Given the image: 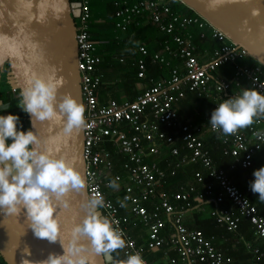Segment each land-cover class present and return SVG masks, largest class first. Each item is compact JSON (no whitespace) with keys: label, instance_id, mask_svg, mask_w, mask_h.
<instances>
[{"label":"built area","instance_id":"2783aa9c","mask_svg":"<svg viewBox=\"0 0 264 264\" xmlns=\"http://www.w3.org/2000/svg\"><path fill=\"white\" fill-rule=\"evenodd\" d=\"M77 1L80 3L75 35L77 68L88 124L82 130L85 177L88 191L95 190L104 196L102 214L124 233L127 247L121 251V258L124 252L139 251L146 264H153L143 253L145 249H160L167 257L166 264H229L231 257L216 247L213 235L207 236L202 230L184 224L183 211L190 206V197L193 196L199 201L213 197L215 204L227 198L232 206L215 207L211 215L220 226L230 231L237 228L242 217L247 219L263 246L248 244L247 249L257 259H264V216L259 212L260 208L264 213V202L259 201V207L247 196L252 193L249 182L254 177L242 189L232 182L229 175L237 165L242 168L250 166L254 155L264 150V138L256 135L259 133L264 137V119H256L248 128L227 136L208 123L216 104L240 95L244 88H255L264 94V67L261 64L248 66L236 63L228 77L218 75L216 72L220 66L248 55L244 48L231 42L220 30L197 14L176 12L172 8L176 0H136L131 3L114 0L116 28L124 30L129 23L138 24L139 18L145 15L160 32L170 36L175 47L164 40L162 50L167 54L165 57L160 52L150 55L144 45L138 46V76H143L145 58L149 56L152 63L169 67L167 77L156 80L132 100L118 102L110 99L100 103L97 90L102 74L97 71L100 58L95 54L94 42L88 32L89 0ZM191 25L200 29V38L209 35L217 42L206 60L196 55V45L188 30ZM174 58L181 62L172 63ZM185 92L211 99L207 121L194 125L180 119L174 106ZM207 132L217 135L222 154L231 158L227 168L217 166L204 146ZM106 142L123 157L121 169L126 173L124 178L113 171L112 153L102 146ZM162 152L173 157L166 159L167 169L148 159L160 156ZM196 163L203 172L195 170L192 183H179L171 194L160 189L168 176H174L178 169ZM116 178L121 184V195L112 200L105 193V188H109V181ZM198 184L202 186L200 190L196 188ZM232 207L237 209V213L232 211ZM125 210L127 212H122ZM138 225L145 230L143 244L138 243L131 232V228ZM0 264H5L1 257Z\"/></svg>","mask_w":264,"mask_h":264},{"label":"clouds","instance_id":"9594fccd","mask_svg":"<svg viewBox=\"0 0 264 264\" xmlns=\"http://www.w3.org/2000/svg\"><path fill=\"white\" fill-rule=\"evenodd\" d=\"M226 2L248 0H210L212 6ZM11 3L13 7L8 11L21 14L13 21L11 33L0 31V65L14 72L17 107L29 115L32 127L20 130L23 126L17 115H0V213L23 215L34 237L58 242L62 249V254L49 252L46 258L33 261L27 258L32 253L25 245L20 264H97V257L104 264H146L139 251L124 252L121 258V251L127 247L124 233L102 214L104 196L88 191L87 178L75 166L77 156L70 142L88 127L85 107L68 93L58 95L65 80L47 63L43 45L32 28L33 24L46 23L49 16L59 20L67 0L64 7L53 5L51 0L47 7L44 0ZM251 14H259V10L253 9ZM256 119H264V94L244 88L240 95L216 104L208 123L227 136L248 128ZM37 122L53 129V133L42 138L32 130ZM252 175L250 190L264 202V166ZM117 180L109 181L108 186L118 189ZM73 193L81 197L75 205ZM74 207L76 214L70 226L62 228L60 213Z\"/></svg>","mask_w":264,"mask_h":264},{"label":"water","instance_id":"95a60500","mask_svg":"<svg viewBox=\"0 0 264 264\" xmlns=\"http://www.w3.org/2000/svg\"><path fill=\"white\" fill-rule=\"evenodd\" d=\"M53 5L64 7V0H51ZM195 14L203 18L209 25L220 30L234 44L246 50L247 54L264 67V0H248V3L226 2L219 6H212L210 0H179ZM48 0H44L47 7ZM79 1L67 0V8L59 20L49 19L44 24H33L32 28L37 32V39L44 48L47 63L59 70L58 75L63 76L65 83L59 89V93H68L78 102L82 103L80 92V79L77 68V44H76V18L79 13ZM13 7L11 0H0V31H13L12 23L20 16L8 11ZM259 10V14L252 15L251 10ZM0 65V79L2 73L6 76V82L12 90H18V81L14 72L6 65ZM8 107L0 99V110ZM29 129L30 117L27 114ZM42 138L52 134L53 129L39 122L35 129ZM77 156L76 168L85 175V162L83 159V131L70 142ZM75 196V205L81 197ZM76 208L71 211L60 213L62 228L70 226ZM82 215V213H81ZM79 222V218L77 219ZM27 245L32 253L33 261L46 258L49 252L62 254L59 243H49L40 240L27 228V222L23 215L20 217L4 216L0 213V257L5 264H20L22 250ZM97 264H104L101 257H97Z\"/></svg>","mask_w":264,"mask_h":264},{"label":"crops","instance_id":"0c3cea01","mask_svg":"<svg viewBox=\"0 0 264 264\" xmlns=\"http://www.w3.org/2000/svg\"><path fill=\"white\" fill-rule=\"evenodd\" d=\"M106 1L107 0H94L93 1V5H91V7L93 9V12L97 13V17L93 20L94 26L93 28H91V31L89 30L91 21L89 22V26H88V32L90 34V37L94 41L95 54H97L98 57L100 58V61L96 67H97V71L102 74V81L97 90V97L100 103H106L110 99H114L118 102L125 101V100H132L137 95H139L146 87L153 84L156 80L160 79L161 77L165 75H168V70H169V67L163 64H156L157 66H153L152 64H155V63H152L150 61L149 56H147L145 58L146 68L143 72V76L139 77L137 74L138 67L136 63L137 59L140 56V53L138 51V46L144 45L148 51V54L150 55L155 52H160L164 54V56L166 57L167 54H165L162 50L163 41L168 40L172 47H175V44L171 41L169 35L163 32H160L157 29V27L153 24V22L145 15L139 18L138 24L129 23L126 25V28L124 30L118 29L116 27L112 28V31H111L112 36L110 37V39H108V35L105 32L106 31L105 30V21H106L105 18L108 15V13L111 11V7H109V4ZM125 1H127L128 3H131L136 0H125ZM174 4H176V2ZM178 13L184 14L181 12H178ZM188 30L191 31L192 33V41L196 45L197 57L199 59L206 60L208 58V55L211 52V49L206 48L202 50V46L199 47L195 43V40L210 38L209 39L210 41L212 40V38L209 37L208 35L205 38H200L199 36L200 29L196 25L189 26ZM147 60L149 61L148 63H147ZM171 62L179 64L181 61L174 58L172 59ZM149 63H151L150 69H148ZM154 68H155L154 72L156 73L158 72L156 77L155 75H153ZM164 71L166 72L165 74H164ZM218 75H223V74L219 73ZM183 99L184 100L186 99L187 102H189V104L187 103L183 104V108H182V110L184 109V112L189 113L187 116V119L192 121V119L194 120L195 118H198L200 121L201 120L207 121V118L211 112V109H210L211 99L210 98L205 97V100L207 102L205 101L206 103L205 102L201 103V102H197L195 99L192 100V97H190L189 93H187L186 97ZM210 135L211 134H208L207 132L204 138L205 139L211 138ZM102 146L105 148H108L110 146L112 148V145H110V143H103ZM118 156L120 157V166L116 167L114 163L113 171L115 173H119L124 178L126 173H124L122 169L120 170L123 157L121 155H118ZM148 159L156 161L162 168L167 169L166 162H165L166 155L164 152H162L160 156H157V157L150 156ZM176 174L175 176H168L163 182L160 189L166 191L168 194H171L172 192L176 191L179 183H182V182L190 183V181H185L187 179H184V178L178 180V178L176 177L177 176ZM192 177H193V174L192 176L189 177V179ZM246 183H245V180L242 181L243 185ZM198 187L202 188L201 185H199ZM105 193L112 200L118 199L121 195V184H119L118 189H112L110 187L105 188ZM249 197H251V200L253 201L254 204L258 203L259 201V199L257 198L258 194H255L252 192L250 193ZM205 203L208 205L214 204V206L216 207L215 203L212 200L208 199L205 201ZM122 212H127V210L122 211ZM132 219L134 218L132 217ZM131 232L137 238L138 243L143 244V242L146 239L145 230L137 226L136 228L132 227ZM230 232H234V231H230ZM212 235L214 236V242H215L216 247L224 252L222 248V244L223 242L227 240L225 235L224 234H221V235L212 234ZM256 239L257 238L255 236V242H256ZM258 242L259 243H254V244H252L251 242H245L244 245L246 249H247L248 244L263 248L262 243L259 239H258ZM156 251H159V250L145 249V252L143 253V255L145 258L150 260L153 264H157L159 262L161 264L162 263L165 264L166 258H167L166 255L162 252L163 256L159 255V257H157L156 255L158 252ZM147 252H150V254H148ZM152 252H154V254H152ZM168 253L172 254L171 251H169Z\"/></svg>","mask_w":264,"mask_h":264},{"label":"trees","instance_id":"16d2710c","mask_svg":"<svg viewBox=\"0 0 264 264\" xmlns=\"http://www.w3.org/2000/svg\"><path fill=\"white\" fill-rule=\"evenodd\" d=\"M71 1H77V0H71ZM93 1L94 0H89L90 21H91L90 22V29H89L90 31H91V28H93V26H94L93 20L97 17V13H94L93 9L91 7V5H93ZM113 1L114 0H107L106 1L109 4V7H111V11L108 13V15L105 18L106 19V21H105V30L106 31L105 32L108 35V39H110V37L112 36L111 31H112V28H115V21H116V18L114 16ZM172 8L175 9L177 12H181V13H184L186 15H196L192 9L188 8L183 3L179 2V0H176V4H174L172 6ZM209 39L210 38L201 39V40L196 39L195 43L199 47L202 46V50L206 49V48L212 49L214 46H216L217 42L214 39L209 41ZM148 62L149 61L147 60V63ZM236 63L237 64H246L248 66H253L255 64H259L252 57H250L249 55H246L245 57L238 58L234 62L226 63V64L220 66L218 68L216 74L222 73L223 75L225 74L224 76L228 77L232 73L233 67ZM150 64L151 63L148 64V66H149L148 69L151 68ZM152 65L157 66L156 64H152ZM4 67H6V65ZM155 68H157V67H155ZM155 68H154L153 72L155 71ZM157 73L154 72L153 75H155V77H156ZM165 73L166 72L164 71V74ZM1 77L2 78L0 79V99L2 100L3 103H8V106L11 105V107H7L5 109L0 110V115H7L9 113L17 115L20 119V123L23 126L20 130H28L29 126H28L27 114L24 113L19 107H17V104L19 103L18 90L17 89L16 90L11 89L9 84L6 82V76L4 73L1 75ZM163 77H167V75H165ZM243 86L246 87L247 84L244 83ZM187 93H189V96L192 97V100L195 99L197 102H201V103L206 101L205 97L196 96L195 94H193L191 92H185V96L183 98L186 97ZM190 94H192V95H190ZM183 98L181 99L182 102L179 101L174 106L176 113L179 115L180 119L184 122L190 121L194 125L199 124L200 122H203L202 120L200 121L198 118H195L194 120L192 119V121L187 119V116L189 113L184 112V109L182 110V108H183V104H185V103L189 104V102H187V100H186L187 98L185 100ZM189 100H190V98H189ZM211 104H212V101L210 103V106H211ZM18 128H19V125H18ZM170 133H172V131ZM208 134H211L210 135L211 138H207V139L204 138V143H205L204 146L209 150L210 156L217 166L227 168L229 163L231 162V158L229 156L222 155L221 142H220L219 138L217 137V135L215 133L212 134L211 132H208ZM173 135H175L174 132H173ZM177 143H178V141H177ZM108 148L112 152L113 163H115L116 167L120 166V157L118 156L119 153H117L113 147H112L113 149L110 146ZM166 159L171 160V159H173V157H171L170 155H166ZM166 159H165V161H166ZM261 166H264V150H261L254 155L253 162L250 166H248L246 168H242L241 166L238 165L237 167H235L234 170H231L229 172V175H230V178L232 179V181L235 184H237L238 187L244 189L246 187V185L248 184L249 180L251 179V177L253 176L252 175L253 171L260 168ZM120 170H121V168H120ZM195 170H201L202 171V168L198 163L186 165V166L178 169L176 177L178 178V180L184 178V179H187L185 181H190V183H192L193 177L190 179H189V177L192 176V174ZM205 179H207L206 176H205ZM174 180H176V179H174ZM243 180H245V183L247 182L244 185L242 184ZM182 183H185V182H182ZM198 188H201V187H198ZM249 195L250 194H248L247 196L251 200V197H249ZM206 200H208V198H205V199L199 201V200L195 199L193 196L190 197V202H191L190 204L191 205L188 209L183 211L184 212L183 213L184 224L189 228H197V229L202 230L203 233L207 236L212 235V234H216V235L224 234L225 237L227 238V240L225 242H223L222 248L224 250V253H226L227 255H229L232 258L230 264H264V259H257L256 256L251 251H249L245 248V245H244L245 242H251L252 244L259 243L258 239H256V242H255L254 229L250 225V223L247 221V219L242 217L240 219L238 225H237V228L235 230H233L234 232H230V230H227L224 226H220L216 222L215 216L211 215V210L214 209L215 206H214V204L213 205L206 204L205 203ZM256 205L259 206V201H258V203H256ZM207 206H209V207H207ZM219 207H231V202L229 200H224L222 203H219L217 205V208H219ZM232 211L234 213H237V209H235L234 207H232ZM259 212H260V214H264L260 208H259ZM138 227H142V226L138 225ZM157 250H159V251H156V252H158L156 256L157 257H159V255L163 256V253H162L163 251L160 249H157ZM154 252H152V254H154ZM147 253L150 254V252H147ZM157 264H161V263L159 262Z\"/></svg>","mask_w":264,"mask_h":264},{"label":"bare ground","instance_id":"6f19581e","mask_svg":"<svg viewBox=\"0 0 264 264\" xmlns=\"http://www.w3.org/2000/svg\"><path fill=\"white\" fill-rule=\"evenodd\" d=\"M237 166H238V165H237ZM237 166H236V167H237ZM239 166H240V165H239ZM233 170H234V169H233ZM231 180H232V179H231ZM232 182H233V181H232ZM233 183H234V182H233ZM234 184H235V183H234ZM198 185H199V184H198ZM198 185H196V188H197V190H200V189L198 188ZM236 185H237V184H236ZM237 186H238V185H237ZM205 198H208L209 200H212V201L214 202L213 197H205ZM197 200H198V199H197ZM224 200H228V199L226 198V199H224ZM224 200H223V201H224ZM223 201H222V202H223ZM222 202H221V203H222ZM190 203H191V202H190ZM214 203H215V202H214ZM218 204H219V203L215 204L216 207H217ZM190 205H191V204H190ZM231 206H232V205H231ZM189 207H190V206H189ZM189 207H188V208H189ZM188 208H187V209H188Z\"/></svg>","mask_w":264,"mask_h":264},{"label":"rangeland","instance_id":"374dc122","mask_svg":"<svg viewBox=\"0 0 264 264\" xmlns=\"http://www.w3.org/2000/svg\"><path fill=\"white\" fill-rule=\"evenodd\" d=\"M209 36V35H208ZM210 37V36H209ZM4 89V88H3Z\"/></svg>","mask_w":264,"mask_h":264},{"label":"flooded vegetation","instance_id":"af4514ba","mask_svg":"<svg viewBox=\"0 0 264 264\" xmlns=\"http://www.w3.org/2000/svg\"><path fill=\"white\" fill-rule=\"evenodd\" d=\"M3 74V73H2ZM2 78V77H1Z\"/></svg>","mask_w":264,"mask_h":264}]
</instances>
